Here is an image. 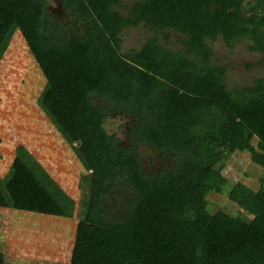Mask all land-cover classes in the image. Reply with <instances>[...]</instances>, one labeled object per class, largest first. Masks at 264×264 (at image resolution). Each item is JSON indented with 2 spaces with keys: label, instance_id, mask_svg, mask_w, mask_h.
Returning a JSON list of instances; mask_svg holds the SVG:
<instances>
[{
  "label": "trees",
  "instance_id": "1",
  "mask_svg": "<svg viewBox=\"0 0 264 264\" xmlns=\"http://www.w3.org/2000/svg\"><path fill=\"white\" fill-rule=\"evenodd\" d=\"M48 1L0 0V45L14 23L93 168L72 264H264V178L256 190H226L220 173L245 150L239 138L256 136L250 160L264 170V78L228 89L213 51L221 39L264 54V0H141L128 16L121 0H60L85 26L73 34L52 21ZM140 25L154 37L121 54L123 31ZM167 30L184 36L183 51L160 43ZM109 113L131 121L129 146L106 131ZM141 147L169 158L166 168L146 174ZM119 189L129 200L111 217ZM210 194H225L237 216L212 212ZM0 208L63 216L20 163Z\"/></svg>",
  "mask_w": 264,
  "mask_h": 264
},
{
  "label": "rangeland",
  "instance_id": "2",
  "mask_svg": "<svg viewBox=\"0 0 264 264\" xmlns=\"http://www.w3.org/2000/svg\"><path fill=\"white\" fill-rule=\"evenodd\" d=\"M137 1L140 0H121L117 11L128 16ZM48 8L52 21L59 20L64 26L68 24L72 34L85 29L84 24L66 10L60 0H49ZM167 31L170 40L164 43L159 36L160 43L171 51H183L184 36L174 30ZM153 37L154 33L142 25L127 28L121 36L120 52L126 54L138 51L147 39ZM213 51L215 64L228 69V89L250 85L254 79L264 77V56L249 53L245 44L231 48L218 39ZM94 102L100 105L104 103L97 98ZM106 116V131L116 134L120 146H129L134 140L127 126L131 122L129 118L110 113ZM239 141L245 150L232 154L220 170L228 183L225 189L242 182L256 190L260 178H264V170L251 162L250 155L259 142V136L254 137L252 142L240 138ZM139 154L146 174L165 169L166 163L170 161L169 158L161 159L147 147H141ZM16 163L40 180L48 192H56V200L63 206L66 216H39L42 214L0 208V264H72L70 247L72 240L77 242L75 236L78 224L87 216L93 168L24 37L12 23L0 45L1 188L12 177ZM70 191L74 196H69ZM129 196V191L121 189L111 195L105 206L114 211L109 213L111 217L123 213ZM68 200H72L70 203L74 209L67 208ZM209 200L212 212L220 209L237 216L240 211L225 194H210ZM40 217L48 218L44 220ZM67 217L74 221L68 222ZM53 219H58V224ZM70 228H73L72 234L60 238L70 232ZM41 230L49 232L50 236L39 233Z\"/></svg>",
  "mask_w": 264,
  "mask_h": 264
},
{
  "label": "crops",
  "instance_id": "3",
  "mask_svg": "<svg viewBox=\"0 0 264 264\" xmlns=\"http://www.w3.org/2000/svg\"><path fill=\"white\" fill-rule=\"evenodd\" d=\"M141 1V0H140ZM138 2V1H137ZM136 2V3H137ZM133 7V6H132ZM14 24V23H13ZM15 25V24H14ZM16 26V25H15ZM16 28H17V26H16ZM9 29H10V26H9V28H8V30H7V32H6V37H7V35H8V32H9ZM18 29V28H17ZM35 180L38 182V184H40V180H37L36 178H35ZM7 184V183H6ZM40 186H41V188L54 200V202L58 205V207L61 209V211H62V213H63V216H66V214H65V212L62 210L63 209V206L60 204V202H58V200H56V197H55V194H56V192L54 191V190H52L51 192H48L47 190H46V187L44 186V185H41L40 184ZM44 186V187H43ZM5 187V186H4ZM1 188V187H0ZM2 189V188H1ZM70 193H71V195H69V196H74L73 195V193H72V191H70ZM69 201V200H68ZM72 201V200H71ZM71 201H69V205H66V206H68L67 208H69L70 210L73 208V206H71ZM74 209V208H73ZM10 212V211H9ZM34 214H32L31 216H33ZM78 215V214H77ZM76 215V216H77ZM39 216H43V215H39ZM62 217V216H61ZM40 218H42V219H44V220H46V218H48V217H40ZM78 218V217H77ZM53 220H55V222L54 223H57L58 224V222L56 221V220H58V219H53ZM67 220H68V222H70V221H74V219L72 220V218L70 217V218H68L67 217ZM77 220V219H76ZM85 220V219H84ZM84 220H82L81 222H83ZM80 222V223H81ZM80 223L78 224L79 226H80ZM45 226V225H44ZM56 226H59V225H56ZM79 226L77 227V229H76V239L75 240H77V238H78V233H79ZM72 229L73 228H70V232L68 231V233L67 234H63V235H61L60 236V238H62V237H66V235H71L72 234ZM39 233H46L47 234V237H49L50 236V234H48L47 232H44V231H39ZM51 241V240H50ZM49 241V242H50ZM48 242V241H47ZM54 243V242H53ZM77 242L76 241H74V240H72V246L70 247V250H71V254H70V256L72 257L71 259H73V256H74V252H75V249H76V245H74V244H76Z\"/></svg>",
  "mask_w": 264,
  "mask_h": 264
},
{
  "label": "flooded vegetation",
  "instance_id": "4",
  "mask_svg": "<svg viewBox=\"0 0 264 264\" xmlns=\"http://www.w3.org/2000/svg\"><path fill=\"white\" fill-rule=\"evenodd\" d=\"M215 44V43H214ZM249 51V50H248ZM249 53H256V54H258V55H261V56H264V54H262V53H260V52H251V51H249ZM261 78H264V77H261ZM256 79H258V78H256ZM255 80V79H254Z\"/></svg>",
  "mask_w": 264,
  "mask_h": 264
}]
</instances>
